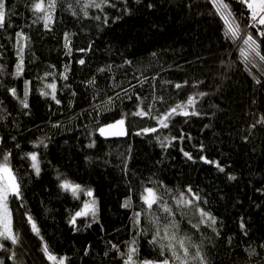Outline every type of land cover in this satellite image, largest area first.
I'll use <instances>...</instances> for the list:
<instances>
[{
    "label": "trees",
    "instance_id": "16d2710c",
    "mask_svg": "<svg viewBox=\"0 0 264 264\" xmlns=\"http://www.w3.org/2000/svg\"><path fill=\"white\" fill-rule=\"evenodd\" d=\"M37 2L5 0L0 28V163L7 155L22 193L8 201L19 242L0 240V264H56L45 244L65 264H125L131 248L136 264L158 262L171 255L151 243L165 217L206 264H264V61L241 55L248 35L264 55V25L252 26L251 9L241 0H104L99 8L57 0L49 9L45 0L36 12ZM230 24L239 26L237 39L226 35ZM26 81L28 108L20 103ZM53 83L59 104L40 94ZM190 97L187 111L199 114H174L161 127L158 118L178 104L184 110ZM140 110L149 114L133 115ZM120 118L125 138L99 136L100 126ZM33 152L39 175L26 156ZM65 180L92 191L95 217L71 223L83 195L62 189ZM148 187L169 190L171 215L158 205L147 210L140 194ZM180 193L193 204L178 207ZM155 217L158 225L149 223Z\"/></svg>",
    "mask_w": 264,
    "mask_h": 264
},
{
    "label": "snow or ice",
    "instance_id": "6c2138e0",
    "mask_svg": "<svg viewBox=\"0 0 264 264\" xmlns=\"http://www.w3.org/2000/svg\"><path fill=\"white\" fill-rule=\"evenodd\" d=\"M104 0H101L100 3L97 2V0H89L88 3L84 4L85 8L89 7H96L99 8L101 7V3H103ZM242 3L246 4L249 9H251V19L254 22L252 24L253 27H255L257 24L259 25H264V0H241ZM57 0H49L47 3V7L49 9L54 8L56 6ZM45 0H39V2L35 3L33 5V8L36 12H43L45 10ZM151 7V5H149ZM225 8H227V5H224ZM5 0H0V28H3L5 26ZM99 19V17H96ZM46 23L45 27H47V21L51 19L50 15L45 17ZM240 32L239 26L238 25H233L230 24L229 27L227 28L226 35L232 39H237L238 34ZM17 36H20L23 38L22 33H17ZM260 35L264 36V31L260 32ZM67 39V36L65 37ZM243 44L246 46L247 52L245 51V48H241V55L244 57L246 62H249V55L259 57L261 61H264V55H261L260 53V46L256 43V40L253 38L252 35H248L246 39H243ZM67 47V45H66ZM81 51H84L81 49ZM155 55V54H154ZM79 63L83 64L84 61L80 60ZM125 63H131L129 61H126ZM23 71V59L21 57L20 63L17 64L16 66V76H20ZM103 71V70H101ZM65 79L67 78L66 76L64 77ZM26 84V91L24 93V97L20 100V103L23 105L24 108H28L29 105L27 103V96H28V91H27V84L28 82H25ZM47 88L51 89V93L48 91H43L41 90V95L42 96H51V99L54 100L57 104L60 103L58 99H56V85L53 84H47ZM176 88H180L181 85L177 84L175 85ZM11 93L13 96L16 95V90L13 88L11 89ZM200 95H204V93H200ZM194 105V98H189L187 101V105L184 106V110L179 111L178 109H181V105H176L171 109L170 112L166 113L163 115L162 118H158V123L161 125L163 128H168L169 124L168 121L171 118L172 115L174 114H179L183 116H189V115H198V112H189L187 111V107L193 106ZM149 113L140 110L137 112H134L133 115L136 116H145L148 115ZM123 125H124V119H121L116 122V124H110L107 126L108 129L115 128L117 126L121 127V132L118 133L119 135H124L125 133L123 132ZM101 135H105L106 129L104 127H101L99 129ZM143 133H149V132H156V128H144L141 130ZM138 135L140 133H137ZM159 139V138H158ZM167 139V138H165ZM175 139V138H173ZM40 144H43V140L39 142ZM46 146V145H45ZM161 146H164V142L161 141ZM185 156H187L189 159H191V156L189 153L185 152ZM26 156L31 159L32 161V168L35 170L36 174L39 175L40 172V167H39V161L37 157V153H27ZM201 159H204L201 157ZM8 156H4V162L0 163V240H8L11 241L12 244H17L19 242L18 236L13 232L12 228V212L10 211L8 207V201L10 197H15L17 199L22 198V193L20 189V185L17 182V179L15 175L13 174L11 168L8 166ZM209 162V161H205ZM219 167V165H217ZM223 171V168L220 169ZM230 179H235V177H230ZM61 188L64 189L65 191H70L74 197H77V194L81 191V186L78 184H73L67 180L61 183ZM169 190L165 189L164 192H159V190L155 187H148L145 188L144 191L140 194L141 195V200L143 201V204L147 206V210H152L154 205H158L159 207L162 208V210L165 213H168L169 215L172 214V209L165 203V197L167 195ZM191 188L188 189V192L191 193ZM86 195L92 196L93 193L91 190H88L86 192ZM194 199L199 200L200 197L198 194H193ZM193 200L188 199L184 196L183 193L179 194V199L177 201V205L179 206H188L192 205ZM125 207H130V200L126 201ZM84 208L86 210H89V205L85 204ZM91 215L95 217L96 210H95V201H92V208L90 209ZM199 214L202 218H206L207 222L209 223V226L215 225L216 224V218L214 216H211L209 213L205 212L203 209H198ZM89 214V211H83V212H77L75 214V217L72 218L71 223L75 225L76 222V217L80 216H87ZM140 216L141 212H134L133 213V224L135 226H139L140 224ZM28 223L31 225V229L34 233L37 235L39 234V229L33 220L31 216L27 217ZM160 220V217H155L154 220H150L149 223L156 222L158 225V222ZM166 223L163 225V228L157 226L154 234H153V240L151 243L159 244L160 246V254L163 255L164 252H170L171 255L168 258H165L161 261H143L142 264H189L188 261V256L191 255L193 260L196 261V264H206V257H202L199 252L192 253L190 251V248L192 246L191 239L189 237H185L183 239L179 238L177 235V232L179 230V225L173 220H169L167 217H165ZM201 223L205 222L204 219H201ZM244 225L241 224V228H243ZM169 229H172V231H169ZM215 230V229H214ZM147 231V230H145ZM161 231L164 232V235L161 236ZM168 241V243H163L162 241ZM175 241V243H173ZM134 243V241H133ZM113 247H116L115 245ZM4 245L0 244V249H3ZM182 250L183 256H181L180 251ZM43 251L44 254L46 255L47 259L50 261L56 262V264H65V258L60 257L57 258V256L51 254L48 246L45 244L43 246ZM138 253L137 248H131L129 253L127 254V259L125 260V264H136V261H134L133 257Z\"/></svg>",
    "mask_w": 264,
    "mask_h": 264
},
{
    "label": "water",
    "instance_id": "95a60500",
    "mask_svg": "<svg viewBox=\"0 0 264 264\" xmlns=\"http://www.w3.org/2000/svg\"><path fill=\"white\" fill-rule=\"evenodd\" d=\"M122 118L120 119H117L115 121H112V122H109V123H106V124H103L102 126H100L97 130V133L99 134L100 137H102L103 139H123L125 138L127 135H128V126H127V123L124 119V125H123V132L125 133L124 135H119L118 133L121 132V127L120 126H117L115 128H111V129H108L107 126L110 125V124H116L117 121L121 120ZM101 127H104L106 129V133L105 135H101L100 134V131L99 129Z\"/></svg>",
    "mask_w": 264,
    "mask_h": 264
},
{
    "label": "rangeland",
    "instance_id": "374dc122",
    "mask_svg": "<svg viewBox=\"0 0 264 264\" xmlns=\"http://www.w3.org/2000/svg\"><path fill=\"white\" fill-rule=\"evenodd\" d=\"M3 163V162H2ZM9 166V165H8ZM10 167V166H9ZM79 185V184H78ZM81 186V185H80ZM82 195H83V207H82V209L79 211V212H83V211H89V214H91V211H90V209L92 208V201H93V199L91 198V196H88V195H86V191H81L80 192ZM85 204H88L89 205V210H86L85 208H84V205ZM55 264V263H54Z\"/></svg>",
    "mask_w": 264,
    "mask_h": 264
}]
</instances>
